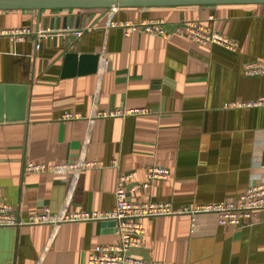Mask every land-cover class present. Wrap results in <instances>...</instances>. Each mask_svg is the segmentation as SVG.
<instances>
[{
    "label": "crops",
    "instance_id": "obj_1",
    "mask_svg": "<svg viewBox=\"0 0 264 264\" xmlns=\"http://www.w3.org/2000/svg\"><path fill=\"white\" fill-rule=\"evenodd\" d=\"M103 14V9L0 11V31L35 32L22 42L0 36V85L28 88L25 120L0 123V201L26 220L46 209L55 215L109 212L121 173L133 176L132 200L175 208L237 202L250 187L264 183V107H225L264 96V75L244 74L251 62L264 66V5L126 8ZM72 16H87V22L66 58L65 47L42 29L45 19ZM149 19H164L169 30L197 22L236 40L239 49L178 36H127L112 25ZM133 109L149 113L98 116ZM65 114L81 119L64 120ZM72 161L106 167L24 171L27 163ZM156 165L170 170L169 179L147 189V170ZM143 223L146 235L137 254L146 259L264 264V211L240 228L221 226L212 214ZM118 241L112 220L0 228V264H88L96 246Z\"/></svg>",
    "mask_w": 264,
    "mask_h": 264
},
{
    "label": "built area",
    "instance_id": "obj_2",
    "mask_svg": "<svg viewBox=\"0 0 264 264\" xmlns=\"http://www.w3.org/2000/svg\"><path fill=\"white\" fill-rule=\"evenodd\" d=\"M126 30L127 36L135 32H143L154 37L169 39L178 36L193 43L203 46H220L229 51L237 52L239 43L224 35L218 34L200 25L197 22L179 23L172 30L168 29V23L164 19H149L134 23L132 21L113 23ZM75 38H81L84 29H69ZM39 33V32H37ZM35 34L30 29H16L0 31V36H10L16 41H24L27 37ZM41 41L38 40L36 48L39 49ZM244 74L247 77L264 75V66L258 62H251L245 66ZM226 108H259L264 107V96L248 102H235L225 105ZM146 109L117 110L98 114L103 118H125L148 114ZM81 119L79 114H65L64 120ZM114 166L116 162H113ZM103 162H64L57 165L27 163L24 171L26 174L78 172L88 169H103ZM170 170L151 166L147 170L148 183L145 188L151 189L156 180L166 181L169 179ZM133 176L121 173L117 179L114 192L115 208L109 212H75L71 214L55 215L46 209L43 213L34 214L26 220L20 217L10 204L0 201V228H18L24 225H57L69 222H88L112 220L117 224L119 241L113 245L96 246L88 257V264H161L151 259L139 256L137 253L143 248L146 235L144 219L168 216H198L212 214L216 216L219 225L243 227L253 221L254 216L264 211V183L250 187L245 191L237 202H225L214 205H194L175 208L172 204L155 202L152 200L140 202L130 198L132 191Z\"/></svg>",
    "mask_w": 264,
    "mask_h": 264
},
{
    "label": "water",
    "instance_id": "obj_3",
    "mask_svg": "<svg viewBox=\"0 0 264 264\" xmlns=\"http://www.w3.org/2000/svg\"><path fill=\"white\" fill-rule=\"evenodd\" d=\"M227 5H264V0H0V11L103 9V17L113 9ZM86 22L87 16L55 17L50 22L45 19L42 30L45 36H53L54 42L58 41L60 47H65L63 56L70 58L73 54L68 51L77 42V38L69 29H79L80 26L84 28ZM27 96V86L0 85V123L25 120Z\"/></svg>",
    "mask_w": 264,
    "mask_h": 264
}]
</instances>
